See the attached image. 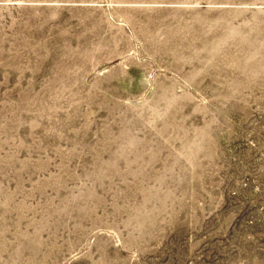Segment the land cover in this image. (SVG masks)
Here are the masks:
<instances>
[{
    "label": "rangeland",
    "instance_id": "374dc122",
    "mask_svg": "<svg viewBox=\"0 0 264 264\" xmlns=\"http://www.w3.org/2000/svg\"><path fill=\"white\" fill-rule=\"evenodd\" d=\"M0 264H264V0H0Z\"/></svg>",
    "mask_w": 264,
    "mask_h": 264
}]
</instances>
